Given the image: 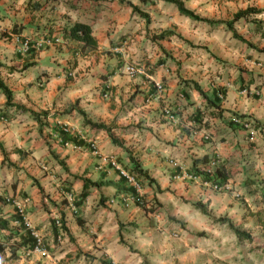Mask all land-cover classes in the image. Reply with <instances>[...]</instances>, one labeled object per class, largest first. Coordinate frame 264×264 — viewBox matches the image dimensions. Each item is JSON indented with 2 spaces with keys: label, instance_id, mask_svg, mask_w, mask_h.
<instances>
[{
  "label": "crops",
  "instance_id": "obj_1",
  "mask_svg": "<svg viewBox=\"0 0 264 264\" xmlns=\"http://www.w3.org/2000/svg\"><path fill=\"white\" fill-rule=\"evenodd\" d=\"M37 1L0 0V80L12 104L47 113L36 121L7 106L0 91L7 153L4 162L0 151V211L21 237L13 219L21 205L44 251L19 248L10 257L13 242L0 230V264H264V247L246 243L252 222L264 220V53L257 50L264 48V0H180L222 24L194 21L160 0H128L147 22L121 0ZM247 9L256 14L227 25ZM74 23L90 26L94 50L81 53L62 39L60 29ZM162 31L172 35L155 39ZM26 40L44 41L25 51ZM128 64L140 72L127 75ZM231 112L255 124L252 141L231 124ZM81 113L108 126L121 146L84 124ZM130 157L152 179L140 178L135 193L158 204L156 213H145L128 192L121 174L131 169ZM216 167L225 175L223 193L192 174L216 177ZM82 179L117 187L90 188L81 200ZM196 202L251 242L203 215ZM61 214L67 231L55 236L52 221Z\"/></svg>",
  "mask_w": 264,
  "mask_h": 264
},
{
  "label": "trees",
  "instance_id": "obj_2",
  "mask_svg": "<svg viewBox=\"0 0 264 264\" xmlns=\"http://www.w3.org/2000/svg\"><path fill=\"white\" fill-rule=\"evenodd\" d=\"M31 0H29L30 2ZM163 1L165 3L168 4H172L174 5L179 14L182 16H185L187 18H190L194 21H199V22H204V23H208V24H222V22H214L211 20H206V19H202L199 18L198 16L194 15V13L192 11H189L187 9L184 8L183 3L180 0H160ZM122 3H125L128 7H130L132 9V12L134 14H137L138 16L144 18L146 20V22L148 21V15L146 13H144L143 11L139 10V7L136 5L131 4L128 0H121ZM37 4H39V2L37 0H35V5L37 6ZM34 6V4L32 5ZM36 6H34L35 8H37ZM256 14L255 11L251 10V9H247L244 11H240L238 13L235 14L234 19L232 22L227 23V25L231 26V24L236 21L239 20L242 16L246 15V14ZM61 32V37L64 40H68L71 42H75L78 43L80 45V51L81 53H85V49H90V50H94L97 46V42L95 40V38L92 36V32H91V28L90 26L83 24V23H74L70 26L67 27H62L60 29ZM172 35L171 32L169 31H162L159 35L155 36V39H164L168 36ZM248 46L252 47L251 44L247 43ZM35 48H37L34 44L33 46L28 47L27 51L33 49L35 50ZM254 48V47H253ZM259 52H263L264 53V48L262 49H257ZM3 65L0 62V68H2ZM26 66H24V68H26ZM190 84L192 85V88L194 90H196L197 92H199L200 95H202L204 97V93L201 91L200 87L197 85V83L195 82H190ZM0 91L2 92V94L5 96L6 98V105L7 106H14L17 109H21L23 112H26L27 110L17 106L15 104H12V98H13V94L12 92L6 87V85L0 80ZM208 104L214 106V108L217 110L218 114L221 115L222 112L224 111L223 109H221L219 107V105H217L216 103H212V101H207ZM30 113V116L36 120L39 121V116H43L46 117L47 113L46 112H42V113H35L32 111H27ZM82 117L84 118L83 123L86 125H89L91 128L97 129V130H104L108 133V136L110 137V139L112 140V142L118 146H121V143L119 141H117L113 135L110 132V128L108 126H105L103 124H98V123H92L90 120L86 119L85 115L83 113H81ZM231 118L235 117V118H239L242 121H249L248 119H245V117L243 115H237L233 112L230 113ZM232 125H234L231 122ZM253 127L255 126V124L252 125ZM256 127V126H255ZM0 151L3 155V161L5 162V160H7V153L5 151V149L3 148V146L0 144ZM130 162L132 164V167L129 171H126L131 177L134 178V180L136 181V183L138 184V186H140V178L146 179L149 182H152V179L148 176L147 171L143 170L141 168V166L135 161V159L133 157H130ZM209 160L203 159L202 163L204 164H208L209 165ZM193 176H198L201 177L202 181L205 183H214L216 182L217 178H222L221 182L219 183V185L225 186V175L223 174L221 167H216L214 169V174H216V177H211L212 175L207 174L205 171H198L197 169L193 170ZM213 174V173H212ZM124 178V181L127 183V178H125L124 176L122 177ZM82 190L79 194V197L81 200L86 199L89 195H90V188H99L102 186H115L117 187V184L112 182V181H107V182H97V181H90L88 179H82ZM136 189L135 187H133L132 185L129 187L128 192L130 193V196L133 198L134 203L136 204V206L142 208L144 210L145 213H156L158 210L159 205L156 204L155 202L149 203V202H145L143 200L142 197H140L139 195H137L135 193ZM3 204V202L1 203ZM193 207L197 210H199L203 215L205 216H209L211 217L209 211L207 210V208L201 204L200 202H196L192 204ZM17 214H15L13 216V219L17 220V222H20V225L23 227V235L21 237H17V233L13 234L12 232H9V219H4L1 215V211H0V230L2 231H8V235L6 236V242H8V240H12V247H11V256H16V251L19 248H24L27 252H34L36 248H40L37 244H36V240L35 238L30 234V230L23 224L22 219L20 218V216ZM212 218V217H211ZM212 220L214 222H218L221 224H227L228 228L236 235V237L239 240H250V235L247 234L245 231L241 230V227L239 226H235L230 220L226 219V218H212ZM57 221V224H56ZM52 225L54 228V233L55 236L60 233L66 232V222L64 220V216L63 214L60 215V217L55 218L52 221ZM122 241V240H120ZM43 249V244L42 247Z\"/></svg>",
  "mask_w": 264,
  "mask_h": 264
},
{
  "label": "built area",
  "instance_id": "obj_3",
  "mask_svg": "<svg viewBox=\"0 0 264 264\" xmlns=\"http://www.w3.org/2000/svg\"><path fill=\"white\" fill-rule=\"evenodd\" d=\"M44 40H42L41 42H38V43H35V46L36 47H40L42 45ZM46 43H50L49 41H45ZM30 45V42L28 40L24 41V43L22 44V48L23 50H27L28 47ZM125 73L129 76H133L137 73H139V69L134 66V65H130L128 64L125 68ZM230 121L236 125V126H239L240 128H242L244 131H246L249 135V139L252 141L253 140V137H254V127L252 126V122L251 121H242L241 119L239 118H235V117H232L230 119ZM88 146H89V149L94 153V154H97L98 151H97V148H96V144L95 142L93 141H89L88 143ZM216 165V161L215 160H212L210 163H209V166L210 167H214ZM207 173L209 174L210 171H207ZM122 176H124L125 178H127V183H129L130 185H132L133 187H135L137 190H139V186L138 184L136 183V181L134 180L133 177H131L127 172H123L121 174ZM211 190L216 192V193H223L225 192V190H227V186H222V185H219V184H216V183H207ZM6 201H8V198H6ZM17 213L18 215L20 216V218L22 219V222L23 224L30 230V234L35 238L36 240V244L40 247V248H36L34 252H43L44 249H42V244H43V241H42V238L40 237V235L31 227V224H30V221L28 219V216L26 214V212L24 211V208L18 204L17 208ZM56 224H57V221H56ZM58 225V224H57Z\"/></svg>",
  "mask_w": 264,
  "mask_h": 264
},
{
  "label": "rangeland",
  "instance_id": "obj_4",
  "mask_svg": "<svg viewBox=\"0 0 264 264\" xmlns=\"http://www.w3.org/2000/svg\"><path fill=\"white\" fill-rule=\"evenodd\" d=\"M264 217H262L263 219ZM252 233H253V240L251 242V239L249 240L251 243H246L249 245L248 247H251L252 249L258 248V247H264V220H262V223L256 227L255 222H252ZM250 230V229H249ZM246 244V245H247ZM262 253H264V248L262 249Z\"/></svg>",
  "mask_w": 264,
  "mask_h": 264
}]
</instances>
